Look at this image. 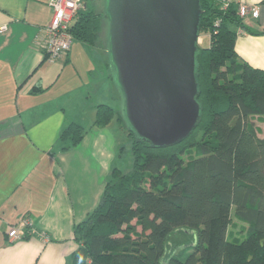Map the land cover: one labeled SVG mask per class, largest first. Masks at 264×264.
Instances as JSON below:
<instances>
[{
	"label": "trees",
	"instance_id": "16d2710c",
	"mask_svg": "<svg viewBox=\"0 0 264 264\" xmlns=\"http://www.w3.org/2000/svg\"><path fill=\"white\" fill-rule=\"evenodd\" d=\"M200 5L199 35L210 39L196 54L200 120L181 143L164 148L139 140L127 127L133 169H114L100 204L77 225L71 264H264V137L253 121L264 118V69L236 51L247 29L238 4ZM104 20L102 13L82 11L70 32L97 46ZM114 118L126 123L100 104L94 124L104 127ZM198 132L204 137L197 155L185 163L183 146ZM85 133L77 123L68 126L60 137L63 150L77 146ZM234 216L248 225L239 243L229 238Z\"/></svg>",
	"mask_w": 264,
	"mask_h": 264
},
{
	"label": "crops",
	"instance_id": "0c3cea01",
	"mask_svg": "<svg viewBox=\"0 0 264 264\" xmlns=\"http://www.w3.org/2000/svg\"><path fill=\"white\" fill-rule=\"evenodd\" d=\"M50 1L0 0V264H71L76 227L100 204L123 153L111 128L123 131L117 118L94 124L97 106L110 105L96 89L105 68L112 70L108 49L74 39L68 53L50 61L42 39L53 18ZM83 1L82 11H92ZM233 1L259 11L246 19L236 51L264 69V0ZM72 123L86 133L64 151L60 137ZM26 217L33 224L24 230L28 238L10 241V227Z\"/></svg>",
	"mask_w": 264,
	"mask_h": 264
},
{
	"label": "water",
	"instance_id": "95a60500",
	"mask_svg": "<svg viewBox=\"0 0 264 264\" xmlns=\"http://www.w3.org/2000/svg\"><path fill=\"white\" fill-rule=\"evenodd\" d=\"M201 0H106L113 80L131 133L154 148L196 128Z\"/></svg>",
	"mask_w": 264,
	"mask_h": 264
},
{
	"label": "rangeland",
	"instance_id": "374dc122",
	"mask_svg": "<svg viewBox=\"0 0 264 264\" xmlns=\"http://www.w3.org/2000/svg\"><path fill=\"white\" fill-rule=\"evenodd\" d=\"M90 6L93 4L95 7L93 10H96L97 12H101L103 15H105V20L103 22V28L100 32V39L98 40V44L105 46L108 49L109 45V19L106 16V0H89ZM210 44V39L207 35H203L200 37L199 45L201 47L206 48ZM77 45V43H76ZM101 51L99 48H96ZM94 51V50H93ZM76 56H77V52ZM101 53V52H100ZM108 56V54H106ZM78 57V56H77ZM76 57V58H77ZM71 58H73V54L71 55ZM73 71V65L69 68V71ZM102 74V69H101ZM105 75L101 77V79L96 84V89H99L103 92L104 96L107 98L108 102L110 103L111 107L114 108L115 112L121 114L124 117V104L122 96L119 92V90L116 88V86L113 83V71L109 69L108 67L104 70ZM82 73V71H81ZM106 77V79H105ZM100 78V76H99ZM253 121L255 122V125L258 129V135L259 137H264V118L263 117H254ZM121 128L123 131L118 130V127H116V124L114 126H111L112 129H117L119 134V139L122 140L121 148L125 147L122 157L118 160V168L123 170L126 173H130L133 169V156L131 151V144H132V138L128 134V129L126 123H121ZM198 135L195 137L193 136L187 143V145L183 146L184 149H186V153L184 154L185 163L189 162L196 157L197 148L196 143L203 139L204 136L203 132H198ZM140 230V229H139ZM248 230V225L245 223L239 221L235 216L233 217L232 224L229 228V238L231 241H235L237 243L242 242L246 238V233Z\"/></svg>",
	"mask_w": 264,
	"mask_h": 264
},
{
	"label": "built area",
	"instance_id": "2783aa9c",
	"mask_svg": "<svg viewBox=\"0 0 264 264\" xmlns=\"http://www.w3.org/2000/svg\"><path fill=\"white\" fill-rule=\"evenodd\" d=\"M224 8H227L233 0H221ZM238 14L245 21L249 16L257 18L259 11L256 7L250 8L244 2H237ZM53 11L51 23L43 28V48L50 61H55L68 53L73 43V35L70 32L73 21L78 14L85 8L83 0H51L49 3ZM242 33V32H241ZM30 218H24L16 225L10 227L8 237L10 241H20L25 239V229L32 227ZM43 238H47L46 235Z\"/></svg>",
	"mask_w": 264,
	"mask_h": 264
}]
</instances>
